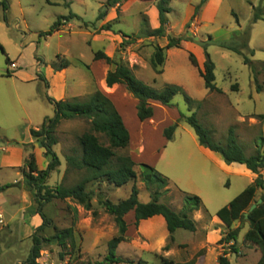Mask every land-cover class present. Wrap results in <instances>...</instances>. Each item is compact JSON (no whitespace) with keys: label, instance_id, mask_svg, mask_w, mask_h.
Listing matches in <instances>:
<instances>
[{"label":"rangeland","instance_id":"obj_1","mask_svg":"<svg viewBox=\"0 0 264 264\" xmlns=\"http://www.w3.org/2000/svg\"><path fill=\"white\" fill-rule=\"evenodd\" d=\"M6 1L8 10L3 12L0 8V47L3 50H0V184L7 183L15 196L19 191L21 212L14 205L3 208L6 212L4 217L0 213V264H25L32 248L31 236L37 227L29 226L27 215L30 208L36 214V205L26 190L22 173L27 171L31 154L38 170L47 167L48 159L44 157L43 149L29 135V131L38 129L45 118L54 117V108L46 96L64 103H81L95 94L105 99L121 117L129 134L127 148L115 151L114 163L118 156L129 158L138 177L135 182L120 188L100 180L88 183L91 211L96 212V217L70 200H53L44 205L43 213L50 224L36 235L47 238L49 243L43 245L35 264L101 262L106 255V244L117 230L98 201L105 199L116 204L126 199L135 185L139 201L149 203V193L139 178L140 165L153 168L168 180V187L160 191V204L176 210L182 208L181 193L198 197L205 211L202 223L250 185L246 177L218 172L204 178L199 169L191 167L192 161L188 156L199 157L195 147L197 139L183 121L178 123L170 143L165 141L162 133L178 120L179 116H175L179 113L184 116L195 114L198 123L216 143L224 145L227 130L232 128L245 156H252L259 144L264 150V0H206L192 19L200 0H170L165 37L159 39L145 36L147 29L158 27L156 0H127L119 8L110 9L99 22L96 18L106 0ZM69 13L79 19L65 22L58 32L47 38L39 37L58 18ZM254 14H260L262 19L253 22ZM84 23L88 24L87 27ZM101 26H110L111 30L101 31ZM168 37L189 38L193 42H183L178 49L166 50L164 64L160 67L162 73L156 74L150 66L153 47H165ZM234 38L236 42H232ZM243 42H247V49L241 52L250 60L253 72L243 64L242 56L219 47L221 43H236L240 48ZM203 46L214 64L215 86L220 93L204 89L198 75L197 70H201V64L205 62ZM96 51L127 64L133 69L136 79L153 89L159 90L165 85L181 87L190 102L177 95L170 108L153 103V118L139 122L135 110L137 103L125 88L121 85L106 87L105 76L111 68L104 61L93 60ZM250 51H253V56ZM189 54L195 57L197 68L190 64ZM6 57L9 64L5 63ZM62 60L68 61L69 67L53 72L50 65ZM11 63L15 65L14 69L10 68ZM7 71L11 77L6 76ZM38 73L44 75L48 89L39 81ZM251 119L256 124L251 123ZM84 134L94 135L103 146L109 145L105 136L93 130L92 119L74 117L61 120L55 127L53 136L57 145L54 152L60 165L49 174L46 181L49 188H69L90 176L85 171H74L66 162L67 157H79L78 139ZM30 140L32 143L27 144ZM13 147L23 150L20 165L14 169L2 168L11 156L7 150ZM16 173L20 175L17 177ZM262 177L264 180V171ZM13 180L20 181L12 185ZM182 182L185 185L189 183L190 190L200 193L199 196L182 190ZM258 193L255 200L262 194L261 191ZM234 226L241 228L236 241L238 253L231 254L228 246L216 244L215 254L208 251L205 264H216L214 256L222 254H226L230 264H256L261 256L259 249L243 241L247 224L236 222ZM29 228V234L24 236ZM67 228L73 230L75 251L61 259V250L52 237L57 231ZM199 238L197 227L194 232L176 230L172 245L183 243L185 246H180L170 261L175 264L195 263L201 256L195 255ZM206 251L207 248L202 255ZM115 256L134 262L142 259L148 264H160L163 259L148 255L142 258L138 251L126 244L117 247Z\"/></svg>","mask_w":264,"mask_h":264},{"label":"trees","instance_id":"obj_2","mask_svg":"<svg viewBox=\"0 0 264 264\" xmlns=\"http://www.w3.org/2000/svg\"><path fill=\"white\" fill-rule=\"evenodd\" d=\"M127 0H106L102 5L101 10L96 18V21H102L107 12L113 8H119L122 3ZM170 0H156L155 8L157 10L158 27L156 29H147L145 36L147 38L159 39L165 37V29L167 25V14L170 11ZM48 3V2H47ZM206 3V0H200L198 6L194 8L193 17L198 13L200 8ZM68 7V5H67ZM0 8L3 12L8 10V3L6 0H0ZM79 19L76 15L69 13L67 16L60 17L53 23L47 32L39 34L41 38H47L53 33L59 31L62 25L71 20ZM262 19L260 14H254L253 22ZM6 21V18H3ZM87 27V23L83 24ZM101 31H110V26H101ZM236 42L234 38L232 42ZM183 42L192 43L193 40L189 38H171L168 37L167 44L161 48L157 45L153 47V53L150 57V66L156 74H161L160 67L165 61V51L170 49L180 48ZM220 48L230 50L237 55L243 57V64L248 66L253 72L251 62L242 55L241 50L247 49V42H243L240 48H237L236 43H221ZM1 52H3L0 47ZM205 62L202 69H198V75L203 81L204 89L208 92L220 93L215 86L214 64L211 62L209 55L206 52V47L203 46ZM253 56V51H250ZM58 59V57H56ZM190 64L197 68V62L192 54L188 55ZM94 61H104L111 69L105 76V85L107 88H112L115 85H121L136 101V117L139 122H145L153 117V103L162 107H171L172 100L177 95H182L184 100L189 103L190 100L186 96L183 89L175 85H165L159 90L153 89L140 80L136 79L133 74V69L129 68L127 64L120 60H115L106 56L102 51H96L93 54ZM38 63L41 61L38 59ZM5 63L9 64V60L5 59ZM69 62L66 60L60 63H52L50 68L53 72H61L69 67ZM7 77H11L10 73H6ZM39 81H41L45 88L48 89V83L43 74L38 73ZM260 91L259 89L257 90ZM46 100L54 108V117L52 119L45 118L41 126L36 130H30L29 135L34 140L39 148L43 149V155L48 159L47 167L44 170H38L35 157L33 154L29 156L27 163V171L22 173L23 181L26 190L34 192V202L36 205V214L40 217L42 223L35 229V233L31 236L32 248L25 264H35V260L39 258V252L45 243H49L46 238H40L36 232L50 224V220L44 215V205L53 200L66 201L70 200L75 204L81 206L85 211L92 210L91 193L87 191V185L90 182L102 181L106 184L120 188L127 183L135 182L137 174L133 169L134 163L126 157H116L115 151H123L129 144V134L123 125L121 117L112 109L109 103L103 99L99 94L91 96L88 100L81 103H64L56 101L46 96ZM178 120L171 126L163 130V137L170 141L173 133L180 121L186 123L194 132L199 146L208 149L211 152L219 154L224 163L227 165L236 163L246 167L247 170L256 175L253 182L245 188L237 197L231 200L227 206L218 210L215 214L216 218L225 226V232L221 239L217 242L218 245L228 246L231 254H237L236 241L241 231L240 227L233 228L234 223H246L248 228L243 235V241L251 247L259 249L261 256L256 264H264V196L260 194L258 199H262V203L256 207L247 218H244L245 213L252 204L256 202L255 197L258 191L264 189V180L262 177V170L264 169V150L261 144L255 147V152L252 156H245L242 149L236 142L234 130L229 128L225 144L221 145L212 140L209 132L205 130L199 123L195 114L184 116L178 114ZM74 117H83L92 119L93 130L107 138L108 146L101 145L97 138L91 134H84L78 139L80 154L79 157H67L66 162L74 168V171L82 172L90 175L86 179H82L72 187L64 188L57 186L54 189L46 185V181L51 171L55 170L59 165V159L54 152V147L57 145V139L53 136L55 127L61 120H68ZM263 116L260 117L262 119ZM100 119V120H96ZM262 142V140H261ZM140 182L144 184L149 193L151 201L143 204L139 201V191L135 185L131 187L128 197L124 200L114 204L109 200H99L98 203L103 210L109 215L117 230V234L113 236L106 244V255L101 262L95 264H147L144 261L138 260L136 262L130 261L121 257L115 256L117 247L126 242L127 224L124 217L133 213L134 226L137 227L141 221H146L153 217H162L166 224L168 231V244L164 247V251L173 243V234L176 230H184L187 232H194L196 230L195 222L191 215L197 211L203 210L201 201L198 197L181 193L182 208L179 212H175L170 207L158 202L160 191L167 188L168 180L156 172L153 168L140 165ZM9 188L8 185L0 187V191ZM92 216L96 217V212L91 211ZM52 239L56 240L59 246L60 258L70 256L75 251V238L73 230L67 228L57 231ZM202 251L198 255H202ZM191 261L186 264H193ZM160 264H175L174 262L162 259ZM217 264H230L226 254H222L217 258Z\"/></svg>","mask_w":264,"mask_h":264},{"label":"crops","instance_id":"obj_3","mask_svg":"<svg viewBox=\"0 0 264 264\" xmlns=\"http://www.w3.org/2000/svg\"><path fill=\"white\" fill-rule=\"evenodd\" d=\"M199 63V60H198ZM201 64V68H202ZM164 108V107H163ZM154 116V115H153ZM175 116V115H174ZM178 118V115L175 116ZM153 118V117H152ZM151 118V119H152ZM150 119V120H151ZM146 122V121H145ZM251 123L256 124L255 120L251 119ZM36 130V129H35ZM173 140V139H172ZM172 140L167 141L170 143ZM32 140L28 141L27 144H31ZM26 145V144H24ZM196 152L199 154V157H189L191 162V167H196V169H199L200 173L204 178L208 176H212L213 173H223L225 175H234L239 177H246L250 184L255 179L256 175H254L252 172L246 169L244 165L241 164H230L227 165L224 163L222 157L214 152L209 151L208 149H205L201 146H199L197 142ZM8 156L7 161H5L2 165V168L5 169H14L20 165V162L22 160L23 156V150L20 148L13 147L9 150H7ZM25 153V152H24ZM42 153V152H41ZM163 153V152H162ZM14 156V157H13ZM264 169L262 170V172ZM261 172V174H262ZM20 174L16 173V176L18 177ZM167 176H170L166 173ZM20 180H13L12 185L15 184ZM178 183V181H176ZM7 185V183H1L0 187ZM182 190H186V192H189V194L198 195L200 193L196 191H191V185L188 183L187 185L183 184L182 182ZM187 186V187H183ZM184 188V189H183ZM192 189V188H191ZM13 191L11 188H7L3 191H0V213L1 216L5 215V208L6 206H17V211L21 212V200H20V193L15 195L12 194ZM30 195H32L33 198H35L34 192L28 191ZM188 194V193H187ZM259 195V193H256V196ZM6 197V199H4ZM228 205V204H227ZM181 207L174 210L175 212H179ZM216 214V213H215ZM28 217V223L30 225H34L35 227H39L41 225V220L39 217L35 214L33 208L29 209V213L27 215ZM11 218H13V215L10 217L9 222L11 221ZM193 221L195 222V225L197 227V230L199 231V240L197 242L198 249L195 253V255L203 251L205 248H207V251L205 252V255H201L200 257H197V260L194 264H205V258L208 255V251L212 250V252L215 254V247L217 242L221 239L222 234L225 232V226L216 218V216H212L209 218V220H206L205 223H202L203 218V211H197L194 212ZM124 220L127 224V231L125 234L126 242L121 244L129 245L133 250L138 251L140 255L142 256H151L154 259H171L173 260L175 256V251H177L180 246H185L183 243H179L178 245L173 244L168 248V250L164 251V247L167 244L168 239V231L166 228V224L162 217H153L151 219H148L146 221H141L137 227L134 226V218L133 213H129L124 217ZM235 223L233 224V228H235ZM29 230H27L26 234L24 236H27L29 234ZM214 263L217 264V257L214 256ZM140 258V257H139ZM229 260V258H227ZM143 261L142 259H140ZM258 261V260H257ZM256 261V263H257ZM147 263V261H144ZM182 263H188V261L181 262ZM148 264V263H147Z\"/></svg>","mask_w":264,"mask_h":264},{"label":"water","instance_id":"obj_4","mask_svg":"<svg viewBox=\"0 0 264 264\" xmlns=\"http://www.w3.org/2000/svg\"><path fill=\"white\" fill-rule=\"evenodd\" d=\"M261 192H262V195L264 196V189ZM261 203H262V199H257L256 202L250 206V208L248 209V212L245 213L244 218L246 219L248 214L251 213L253 210H255L256 207L259 206Z\"/></svg>","mask_w":264,"mask_h":264},{"label":"built area","instance_id":"obj_5","mask_svg":"<svg viewBox=\"0 0 264 264\" xmlns=\"http://www.w3.org/2000/svg\"><path fill=\"white\" fill-rule=\"evenodd\" d=\"M10 68L11 69H14L15 68V65L13 63L10 64ZM0 224H2V219H1V216H0Z\"/></svg>","mask_w":264,"mask_h":264}]
</instances>
